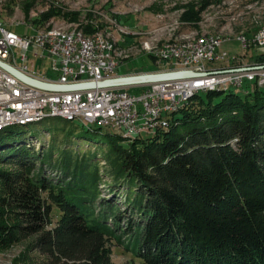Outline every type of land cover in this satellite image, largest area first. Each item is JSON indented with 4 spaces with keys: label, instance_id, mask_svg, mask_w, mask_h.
Listing matches in <instances>:
<instances>
[{
    "label": "trees",
    "instance_id": "1",
    "mask_svg": "<svg viewBox=\"0 0 264 264\" xmlns=\"http://www.w3.org/2000/svg\"><path fill=\"white\" fill-rule=\"evenodd\" d=\"M245 89L197 94L148 139L91 130L111 157L115 187L128 184L141 220L128 229L111 203L95 214V165L66 158L61 168L74 182L54 183L43 172L51 157L24 146L19 125L0 131V165L13 167L0 168V219L10 221L0 225V249L32 240L51 264H112L109 242L131 235L140 264H264V89Z\"/></svg>",
    "mask_w": 264,
    "mask_h": 264
},
{
    "label": "rangeland",
    "instance_id": "2",
    "mask_svg": "<svg viewBox=\"0 0 264 264\" xmlns=\"http://www.w3.org/2000/svg\"><path fill=\"white\" fill-rule=\"evenodd\" d=\"M0 24L21 36L60 29L107 40L114 45L113 56L119 63L114 76L163 72L166 66H159L155 62L150 55L152 51L169 44L185 46L190 42L213 37L228 41L220 49L232 58L237 57L238 63L252 64L257 61L258 55L264 54V51L261 52L255 47L250 50L244 49L237 39L246 35L252 37L257 29L264 27V0H0ZM87 29L91 32L87 33ZM16 53L17 62L20 63L21 52ZM32 61L35 62L39 76L52 77V74H49V60L42 65L40 59H34L30 54L29 63ZM226 65L228 64L219 63L214 67L221 68ZM168 70L167 68L164 72ZM245 85L248 83H238V88L230 87L222 89V92L231 89L240 95L248 94ZM142 92L141 87L130 89V93L134 95H141ZM206 93L209 92L197 94L206 99ZM197 94L188 101V104ZM141 118L143 119L139 117L133 120V124L137 122L136 124L140 125ZM61 119L63 118L49 117L34 124H27L26 127L19 125L17 131L23 137L24 146L34 150L36 157L43 153L51 157V163L44 166L43 172L54 183L74 182L73 176L67 175L61 168L66 158L71 159L74 165L88 164L92 168L95 165L102 178L99 185L101 197L92 205L95 214H102L108 203H111L116 209V214L121 216L119 226L128 229L133 222L136 226L141 220L134 205L126 200L128 184L122 181L119 187H115L113 167L109 160L111 157L104 144L97 143L100 136L92 131L100 129L102 133H108L111 130L126 140L135 137L148 139L153 132L163 127L127 136L130 133L128 129L103 127L84 119L80 120V117L75 121L63 119L71 122L68 124ZM235 143L236 140L232 145L235 146ZM35 163L33 172L38 174L43 163L38 160ZM0 168L11 170L13 167L0 165ZM131 196L135 199L136 194L133 193ZM61 217L62 213L53 205L54 225ZM112 220L114 217L110 215L108 223L115 227ZM9 223V220L0 219V225ZM137 230L136 228L135 232ZM123 240L122 245L115 240L109 242L112 264H140L133 252V237L127 235ZM0 264H51V262L46 256L34 250L32 240H27L11 245L7 249H0Z\"/></svg>",
    "mask_w": 264,
    "mask_h": 264
},
{
    "label": "built area",
    "instance_id": "3",
    "mask_svg": "<svg viewBox=\"0 0 264 264\" xmlns=\"http://www.w3.org/2000/svg\"><path fill=\"white\" fill-rule=\"evenodd\" d=\"M237 39L244 49L255 47L261 52L264 51V27L257 29L252 37L246 35ZM226 42L228 41H212L205 45L182 49L167 47L160 52H151L150 55L159 66H166L165 70H191L203 76L147 85L53 92L36 88L0 66V125L24 118H36L42 112L60 111L63 114L79 115L92 122H106L107 127L138 130V127H133L135 117L159 113L161 105L171 106L194 90L212 87L238 88V83L246 82L264 87V62L256 61L249 65L238 63L237 57L232 58L220 49ZM101 49L104 47H99L91 39L58 36L48 38L37 32L32 36H21L0 24V62L31 79L50 84L100 83L138 75L114 76L117 69H111L105 62H99ZM16 51L21 52L20 63L17 62ZM30 54L34 59H40L42 65L47 60L50 61L49 74L52 77L38 75L35 62L29 63ZM219 63L228 65L215 68L214 65ZM136 87L143 88L141 95L130 93V89ZM151 126L149 125L148 130Z\"/></svg>",
    "mask_w": 264,
    "mask_h": 264
},
{
    "label": "bare ground",
    "instance_id": "4",
    "mask_svg": "<svg viewBox=\"0 0 264 264\" xmlns=\"http://www.w3.org/2000/svg\"><path fill=\"white\" fill-rule=\"evenodd\" d=\"M2 27L7 28L6 26L2 25ZM263 29V28H262ZM38 34H43L45 36H48V38H56V36L58 37H64V38H81V39H91L92 41H95V43H97V45L99 47H104V49H101V54H99V62H105L106 65L110 66L111 69H118L119 68V63L116 60L115 56H113V52L114 50V45L111 44L110 42H108L107 40H104L102 38H90V37H86L85 35H83L80 32H76V31H69V30H60V29H53L51 31H45V32H37ZM212 41H226L225 39H220V38H208L205 40H200L198 42H190L187 45L184 46L180 45V44H169L164 46L162 49H157L155 51L152 52H160L161 50H165L167 47H171L174 49H182L184 47H193V46H198V45H205L207 44V42H212ZM185 43V42H184ZM242 87V86H241ZM228 87H212V88H207L205 90H194L192 92H190L188 94V96L186 98H182L181 100H178L177 103L170 105H162L159 107V113H149V114H141L140 117H143V119L141 118L139 124H133V127H138V130L135 129H128V131H130L129 134H127V136H133L136 133H140L143 131H154L159 127H167L168 123V115L173 114L175 112H177L183 105H185L195 94L197 93H201V92H212V91H220V90H226ZM49 117H62L63 119L67 120V121H75L77 120L78 117H80L82 119L85 120V118H82L79 115H75V114H63V112L60 111H52V112H42V114L36 118H24V119H19L16 121H9L7 122V124L4 125H0V131L10 127V126H14V125H27V124H34L42 121L44 119H47ZM165 117V119H164ZM139 117H135V119H137ZM87 122H90L91 124L97 123L100 126L103 127H107V123L106 122H92V120H85ZM164 121V122H163ZM135 122V121H134ZM159 122H163L162 124H158ZM149 125L151 126V129H149ZM108 128H112V127H108ZM112 129H116V128H112ZM118 130H126V129H118Z\"/></svg>",
    "mask_w": 264,
    "mask_h": 264
},
{
    "label": "water",
    "instance_id": "5",
    "mask_svg": "<svg viewBox=\"0 0 264 264\" xmlns=\"http://www.w3.org/2000/svg\"><path fill=\"white\" fill-rule=\"evenodd\" d=\"M0 66L5 70L16 76L17 78L23 80L24 82L46 91L53 92H68L82 89L90 88H107L111 86H123V85H147L152 83H160L165 81H176V80H185L193 79L203 76V74L196 73L191 70H178V71H166V72H156V73H144L134 76H126L121 78H115L111 80H106L100 83H79V84H70V85H59V84H50L42 82L39 80L31 79L24 74H22L17 69L0 62Z\"/></svg>",
    "mask_w": 264,
    "mask_h": 264
}]
</instances>
